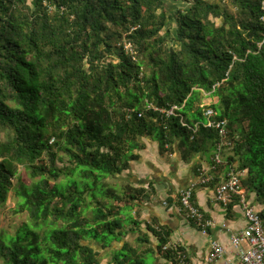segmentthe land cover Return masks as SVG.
I'll return each mask as SVG.
<instances>
[{
  "label": "trees",
  "instance_id": "obj_1",
  "mask_svg": "<svg viewBox=\"0 0 264 264\" xmlns=\"http://www.w3.org/2000/svg\"><path fill=\"white\" fill-rule=\"evenodd\" d=\"M177 1L0 0V204L14 189L32 220L0 234V264H101L86 241L105 249L120 240L128 223L141 224L126 209L139 213L156 194L130 182L120 191L108 178L142 158L145 138L162 154L178 144L185 162L215 155L207 95L218 97L206 107L228 120L231 140L218 172L247 171V199L264 225V0ZM20 166L31 185L15 184ZM146 227L145 249L126 241L106 264H149L148 253L186 260L167 225Z\"/></svg>",
  "mask_w": 264,
  "mask_h": 264
},
{
  "label": "crops",
  "instance_id": "obj_2",
  "mask_svg": "<svg viewBox=\"0 0 264 264\" xmlns=\"http://www.w3.org/2000/svg\"><path fill=\"white\" fill-rule=\"evenodd\" d=\"M146 142L145 155L142 154L140 162L133 164L127 171V176L134 185H152L156 191L155 195L152 194L151 198L142 204L138 218L143 221L157 219L161 224L167 225L172 230L171 245L182 247L184 259L196 260L206 256L213 240L229 245L232 234L247 226L240 204H235L233 210L228 212L226 207L214 200L216 185L198 188L195 194L197 204L217 222L216 226L204 230L186 219L175 202L180 192L195 179L199 168H210L214 149L197 154L190 162H185L178 144L174 146L173 152L162 154L158 141ZM224 161L226 162L225 159ZM224 168L222 172H225ZM218 174L219 172L216 173ZM168 198H173V203L164 205L162 201ZM156 244L157 241L151 238L150 245ZM154 254L157 256L155 264H174L159 253ZM177 264L184 262L179 261Z\"/></svg>",
  "mask_w": 264,
  "mask_h": 264
},
{
  "label": "built area",
  "instance_id": "obj_3",
  "mask_svg": "<svg viewBox=\"0 0 264 264\" xmlns=\"http://www.w3.org/2000/svg\"><path fill=\"white\" fill-rule=\"evenodd\" d=\"M124 46L127 52L134 53L131 42L125 41ZM177 108V106H173L166 111V114L168 116L174 114ZM204 114L207 119L204 122L205 126L214 128L219 133L218 151L213 157L214 162L210 168H201L195 179L178 196L181 203L179 209L184 217L194 220L202 229L208 230L216 226L217 222L214 218L207 217L205 211L193 202L195 189L198 186L209 185L216 178L219 165L227 163L224 161L221 151L225 146L231 145V140L227 119L216 118L217 111L212 107L205 106ZM182 122L187 125L184 118H182ZM198 124L199 122L196 123V126ZM246 173V170H239L229 164L225 172L219 173L214 200L227 208L228 204L238 197V204L243 208L247 226L242 231L232 234L229 245L213 240L206 256L196 260L186 259L183 261L184 264H264V225L258 211L247 199L242 182ZM163 204L168 205V201L164 200Z\"/></svg>",
  "mask_w": 264,
  "mask_h": 264
},
{
  "label": "rangeland",
  "instance_id": "obj_4",
  "mask_svg": "<svg viewBox=\"0 0 264 264\" xmlns=\"http://www.w3.org/2000/svg\"><path fill=\"white\" fill-rule=\"evenodd\" d=\"M164 1L166 2L168 7L175 8V6H177L178 4L182 5V3L177 0H164ZM217 101H218L217 96L207 95L203 99V104L205 106L211 105V104L216 103ZM145 140L149 142L152 139L145 138ZM144 150H142L141 153L145 155L146 152H144ZM231 153H232V150L225 151L226 155H229ZM65 160L66 161H63V162L58 161L57 162L58 165L63 166L65 163H67L68 158L66 157ZM140 160L132 162V165L137 164L138 162H140ZM138 167H139L138 169H140V166ZM127 171H124L123 174L121 175L108 178L109 181L112 184H114L120 191H122L125 183H128V182L132 183L127 176ZM19 176L20 177L14 180L17 186H19L20 181H23L24 183L31 185L33 181L35 180L34 178H32V176L30 175V172L24 166H20ZM59 180L61 181L65 179L62 177ZM20 199L21 198L17 196V192L13 189L9 193L7 201L4 204H0V234L2 233L15 234L18 228L22 226L23 224L32 223L28 210H23V211L18 210L20 208V205H19ZM126 214L128 215L133 214L134 217L138 221H141V224L139 226H136L134 223H131V222L128 223L125 229L126 232L123 236H121L120 240H113L112 244L105 249L102 248L101 244L95 240L86 241L87 243H90L92 246H94L97 250L101 251V255H100L101 264H106L109 260H111L113 249L121 247L122 244L126 241H129L135 246H139L141 250L145 249L146 246L148 245L146 243L143 244L138 241V237L141 236L143 232H148L147 227H146V221H143L142 219L138 218V212H135L134 209L132 210L126 209ZM152 238L156 240L154 236H152ZM145 260L149 264H155V262H157V256L154 253H148L145 256Z\"/></svg>",
  "mask_w": 264,
  "mask_h": 264
}]
</instances>
